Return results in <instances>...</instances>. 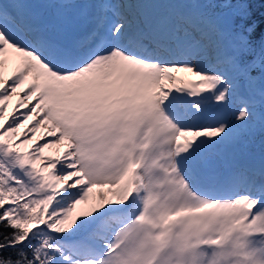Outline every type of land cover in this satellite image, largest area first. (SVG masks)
<instances>
[{"label":"snow or ice","instance_id":"snow-or-ice-1","mask_svg":"<svg viewBox=\"0 0 264 264\" xmlns=\"http://www.w3.org/2000/svg\"><path fill=\"white\" fill-rule=\"evenodd\" d=\"M257 128L264 0H0V264H264Z\"/></svg>","mask_w":264,"mask_h":264},{"label":"rangeland","instance_id":"rangeland-1","mask_svg":"<svg viewBox=\"0 0 264 264\" xmlns=\"http://www.w3.org/2000/svg\"><path fill=\"white\" fill-rule=\"evenodd\" d=\"M234 107L235 106H233V108ZM229 115H231V111L229 112ZM257 130L260 131L257 128V129H254L252 132L257 131ZM236 151H237V148L233 146L230 149L226 150V154H228V155L236 154V156L239 157V158H245V157H248V156H254L256 158H259L262 154H264V150L263 151H253V150H251L249 145H248V147L242 148V149H240V151L235 153Z\"/></svg>","mask_w":264,"mask_h":264},{"label":"trees","instance_id":"trees-1","mask_svg":"<svg viewBox=\"0 0 264 264\" xmlns=\"http://www.w3.org/2000/svg\"><path fill=\"white\" fill-rule=\"evenodd\" d=\"M264 136V133L261 131V132H258L254 135V138H252V140L250 139L251 143H253L254 141H257L259 138H263ZM260 146V145H259Z\"/></svg>","mask_w":264,"mask_h":264}]
</instances>
